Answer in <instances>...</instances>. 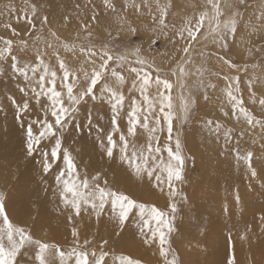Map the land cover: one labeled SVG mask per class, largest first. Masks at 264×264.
Returning a JSON list of instances; mask_svg holds the SVG:
<instances>
[{"label":"snow or ice","instance_id":"snow-or-ice-1","mask_svg":"<svg viewBox=\"0 0 264 264\" xmlns=\"http://www.w3.org/2000/svg\"><path fill=\"white\" fill-rule=\"evenodd\" d=\"M245 0H236V7L242 6ZM143 6L149 9L152 25L149 31L152 35L148 38V49L158 43L157 36H168L172 29V35L168 38L175 42L183 40L184 46L179 49L183 55L174 62L180 77H185L189 73L186 66L192 65V55L196 52V45L201 43L198 33L205 27L207 22L209 31L203 33V40L212 38V43L220 49L219 53L208 52L207 58L210 60L215 56L221 67H227L229 71H234L236 75L229 72H211V76H216L223 80L224 87L221 90L230 106V112L224 110L225 116L235 117L238 123L246 126L247 133L251 137L248 143L251 148H242L246 131L242 127L235 144L231 147V152L235 161L242 164L245 174L249 177L248 187L252 188V181L261 179L260 187L264 189V159L254 166L256 153L253 150L257 145L261 152H264V98L259 99L261 111L256 114L245 107L241 95V78L238 75L241 68L231 59L229 55L232 51L228 44L229 37L235 39L238 29V19L241 14L238 11H231V18L222 20L224 8L232 10L234 5L230 0H225L222 7L221 0H205V7H210L209 11H201L198 16L184 20L179 26L169 21L170 0H155V10L143 0ZM105 10L117 13V3L114 0H103ZM128 7L125 3L122 8ZM260 15L256 17L259 23L249 22L252 34L264 31V0L258 5ZM137 13L140 12L141 5L133 4ZM9 17L15 15L17 23L23 19L24 23L37 31V21L39 28L43 29L49 25L47 15L41 16L36 4H27L19 11L15 5H9L6 13ZM119 15V14H117ZM92 21L98 23L97 15L91 17ZM119 22L126 23L123 17H119ZM10 28L14 36L20 33L11 28L10 24L5 25ZM83 29L87 32L85 40L88 43L77 44L75 41H61L55 31H51L53 38L51 41H44L43 47L37 43L29 45V42L21 39L19 50L27 52L29 48L34 49V57L21 60L17 55V43L8 38L0 37V77L5 76L6 69L10 70L11 79L22 80L23 84H18L20 93L31 97L36 104L40 105L42 116L31 117L34 110L30 107L26 99L23 103H17L15 98L9 96L8 99L16 105L15 122L26 137L27 155L33 157L37 152L40 159L37 163L42 166L43 173L47 175L53 168L54 163L62 161L63 167L59 168L55 181L59 193V201L69 214L67 220L72 223L76 217L82 214H94L99 219L107 210L116 219L120 235L126 224L136 222L139 234L142 236V243L153 246L158 244V252L161 257V264H184V262L173 254L170 242V235L175 230L173 221L177 213L175 197L179 195L177 184L185 180L186 157L182 154V143L179 135L173 134V120L182 119L185 123L190 119L196 109L198 100L194 95L181 97L182 115L176 116L173 104V83L168 77L160 74V68L155 66L154 61L143 53L145 51L143 42L138 46H133L135 41L125 44L122 52H117L112 44L105 43L97 47L91 42L92 33L88 31L89 24L83 23ZM127 34L140 38L139 30L128 25ZM79 39V36H77ZM264 39V37H262ZM39 40V37H37ZM118 47L122 41L114 42ZM70 53L73 59L83 57L80 68L72 67L61 55ZM251 51V50H250ZM257 52L264 49H256ZM201 57L205 56L203 51L199 52ZM135 59H129V57ZM53 58L55 64L53 63ZM58 65V67H57ZM136 65V66H132ZM261 65H254L253 70ZM207 69L197 68L196 75L199 77V89H203V99L209 100L208 89L215 90L217 84L211 80L204 83V76ZM245 75L248 73L247 65L244 66ZM127 73V75H125ZM176 75V71L172 72ZM130 80V86L129 85ZM127 86V88H126ZM264 88V81L259 84ZM183 91L184 85L180 84ZM249 96H257L258 84L250 78L247 83ZM126 88V92H125ZM198 89V90H199ZM99 101L101 106L107 105L110 110L111 131L106 133V142L100 136V148L109 159H114V153L118 150L119 159L122 165H127L130 174L143 181L145 178L149 182L155 181V186L164 191L167 185L168 196L172 201L167 208L160 209L157 206H149L139 203L129 195L115 190L108 186V181L103 180L99 173L90 179L87 173L81 177L75 158L67 147L64 146L65 133L69 129L75 132L82 130V125L78 123L79 114L84 106L92 103L96 106ZM126 116L127 135L121 130L119 121ZM27 117V120L25 119ZM87 127L91 130L94 127L93 114L89 110L86 117ZM207 134L214 137L217 142L223 139L224 150L227 152L229 146L233 144V129L224 127L218 121L208 119L204 124ZM143 129L148 135V145L139 150L133 144L129 151V137L137 135V129ZM259 130V136H252L251 133ZM98 133H103L104 129L95 125ZM119 133L118 139H114ZM165 136L161 142V136ZM166 153V156H165ZM186 200V197L184 198ZM236 204L242 201V194L239 189L234 192ZM224 211L228 208L225 206ZM264 222V216H261ZM71 243L68 248L62 247L58 243H49L40 238H34L31 232L24 226L14 223L6 211V198L0 194V264H20L18 257L28 256L38 264H141V260L133 258L128 254H118L106 246L109 244L104 239L98 245L93 246L94 241L83 239L74 226L71 230ZM27 264V261H25ZM227 264H236L233 254Z\"/></svg>","mask_w":264,"mask_h":264},{"label":"rangeland","instance_id":"rangeland-1","mask_svg":"<svg viewBox=\"0 0 264 264\" xmlns=\"http://www.w3.org/2000/svg\"><path fill=\"white\" fill-rule=\"evenodd\" d=\"M47 1L48 0H27L28 5H37L41 16H48L49 25L45 26L43 29H40L39 21H37L38 30L32 31V29H30L23 21V23L20 24L19 31L25 30V36H18L20 38L18 42L21 39L30 41L37 36L49 35L51 37L50 32L55 31L57 36L60 37L61 41H75L78 45H86L88 41L84 38L87 35V32L83 29L82 25L83 23L87 22L89 24L88 31L92 33L91 42L97 47H100L105 43H109L114 46L117 52H122L124 50L125 44L135 41L133 46H138L141 44V42H143L145 49L143 54L149 59L153 60L155 66L160 68L161 76L168 77L174 85L172 96L174 112L176 116L182 115L181 109H178L176 104L177 94L178 98H180V95H185V93L188 95H194L197 98L198 103L196 109L186 123L182 119L173 120V134L174 136L179 134L182 143V154L186 157V162L184 171L185 180L183 183L176 185L179 191V195L175 197V203L177 205L178 211L174 214L175 220L173 221V226L175 230L171 233L169 239L173 254L179 257L184 262V264H207V262L208 264H212L213 262V264H227L226 258L228 255L227 253L225 254L224 251L220 250L218 246H221V244L224 242H226V245H230L232 237L230 239H226L227 237L225 238V236L218 231L222 215L218 216L217 214L208 211L210 210L209 206L204 204H202L200 208H196L198 199L189 196V191L196 184L197 179L202 173L200 171L204 170L205 166L211 168L214 165V159L211 150L213 144L217 143L219 146H224L223 139L217 142L214 137H211L207 134V130L204 127L205 121L212 119L213 121H218L224 127L232 128L234 140L233 144L230 146H234L235 138L238 137L242 127L246 129V126H242L241 123H238L235 117L231 115H224V110H228L230 112V106L228 105L226 98L221 93V90L224 87V82L223 80L218 79L216 76L210 75L211 72H229L230 75H236L237 73L234 71H229L227 67L222 68L217 62L215 56H213L210 60L207 58L208 52H220V49L212 43V38L209 36L208 40H206L208 45L203 46L201 43L196 45V52L192 55L195 59L193 57L191 58L193 64L186 66V70L189 74L185 76L183 80H180V75H178V69L174 61L183 55L181 52H179V49L184 46L185 42L183 40H176L175 42L170 40L168 37L172 35L173 31L170 29L168 36H157L156 39L158 43L153 44L149 50L148 38L152 35V32L149 31L152 21L149 15V9L143 6V0H114V2L117 3V13H112L105 10L103 7V0H49L50 4H47ZM173 1L174 0H170L172 8L170 9L169 21L174 22L177 26H179L184 20L198 16L201 11L209 9V7L206 8L205 6H202V9L199 11V8L202 4H199L200 2L197 0H193V2L195 3L194 6L197 5L198 8L186 6L182 7L180 3L179 7L178 1L181 0H175V2ZM0 2L5 4H15V7L19 6V4H23L24 6H22L21 9L25 7V2L23 0H0ZM161 2H164V0H161ZM230 2L234 5L233 9L229 10L224 8L225 14L223 17H221V19L224 20L227 15L231 16V11H238L241 14V17H237L238 29L235 39L232 37H229L228 39V44L232 49L229 55L231 56V59L241 68V71L238 73V75L241 78V95L243 97L245 107L258 114L261 111L259 99L264 98V88L259 86V84L264 81V51L257 52L256 49H264V39H262V37H264V31L256 32L255 35L252 34V31L249 28V22L259 23L256 20V17L260 15V8L258 5L260 4L261 0H245L244 4L239 7L235 6L236 0H230ZM125 3H127L128 7L123 9L122 6ZM148 3L152 6V10L154 11L155 0H148ZM202 3L205 4V2ZM224 3L225 0H221L222 7ZM133 4L141 5L139 13H137L133 8ZM185 8H188V10ZM176 9L179 10L175 12L174 10ZM63 11H66L65 13L67 14H62ZM0 12H4L2 8H0ZM94 14L97 15L98 23L92 21L91 19ZM119 17H123L127 22H119ZM129 24L139 30L140 38L127 34V28ZM207 28L208 25L206 22L205 27L201 30V33H198V37H200V35L204 32H207L205 31ZM61 30L64 33H62ZM77 36H79V39H77ZM246 38L250 41L246 42ZM117 40L122 41L118 47L114 43ZM239 40H242L243 42L238 43ZM200 51L205 53L204 57L199 55ZM200 58H204V61L202 66L199 68L208 70L205 72L204 83L207 84L208 81L211 80L212 83L217 84V88L215 90L208 89V95L210 99L207 101L203 99V89H199V77L195 74L196 71H193L196 70L194 68H197L196 64L199 62ZM129 59L135 58L130 56ZM74 60L78 61L79 65H81L83 57ZM245 65H247L248 68L247 75H245V72L243 71ZM254 65H261V67H256L255 70H253ZM174 70L177 73L176 75L172 74ZM125 75H127V73H125ZM176 76H179L177 81ZM250 78H252L258 84L256 89L257 96L255 98L249 96L247 83ZM193 79L194 81H192ZM187 80L191 82L192 85L190 92L187 90V86L190 84L187 83ZM181 83L184 85L183 91L180 87ZM128 86H130V80ZM96 106L100 107V110H96V112H102L101 110L104 111L107 105L101 106L100 102L97 101ZM89 109L92 112L94 111L92 103H89L82 108V110L86 111H89ZM179 111H181V115H179ZM1 112L5 111L1 110ZM109 112L110 111L105 109V113L107 115L102 117L105 119V121L98 123L99 126L106 130L111 129V114ZM0 120V177L7 180V183L0 182V194L4 195L6 198V211L9 212L11 208H18L21 206V204L27 206V208L33 207L39 210H51L54 203L50 204V201L59 194L53 189L56 171L52 169L47 175H45L43 173L41 164L37 163V161L40 159L39 153L37 152L33 157H29L27 155L26 137L23 133V130L17 126L14 116H0ZM119 124L126 125V116L119 121ZM92 130L94 131V135L102 134L98 133L95 130V127H93ZM256 132L257 135H259L258 129ZM78 133L79 132H71L69 135H65L63 143L66 144V142L69 140H77L79 138ZM92 134L93 133L91 132L83 133V136H85L84 140H86L87 144L93 142V139L89 137L92 136ZM16 137H18L17 140ZM164 139L165 136L162 135L161 142H163ZM245 139H250L247 135V132ZM205 148H207V153L209 154V157L206 159V163L203 157V151ZM163 193L164 200L157 201L154 198V200L150 201L147 199V194L144 197L145 201L135 200L139 203H144L149 206H157L160 209L169 210L167 205H169L172 201L168 196L167 185L164 186ZM185 197L186 200L184 199ZM9 217L14 223L26 227L31 232L29 227L17 223V221L14 220V218H12L10 215ZM106 223L107 222L103 221L102 225L104 228ZM188 225L191 226L189 227ZM223 225L224 223H222L221 226ZM204 226H206L205 229ZM114 227L117 233L119 231L117 223ZM204 230L205 232H203ZM223 230H225L226 234L231 232L230 228L224 227ZM195 231L198 233L195 234ZM122 233L123 234L120 233V235L117 236L122 237V243L125 242L124 246L127 247L128 251H130V247H134L135 245L138 249H140L138 253H133L132 251V253L128 255H131L133 258L140 259L141 264H161V257L159 256L158 252V244L153 246L143 244V238L139 234V228L136 222H129L126 224ZM199 233L200 235H203V238L200 237V235L197 236ZM220 238L222 241H220ZM106 239L110 240V243L108 244L110 245L112 239L115 238H110L107 236ZM206 239H208L207 243ZM102 241H99L98 244ZM60 245L64 248H68L70 246L68 244ZM108 245L106 247L110 250H114L116 253L120 252H117V247H108ZM210 247H213V249L216 251L213 252V255H210ZM215 248L218 249L216 250ZM27 257L28 256L18 257L20 264H22V262ZM216 257H218V259ZM205 258L207 261L204 260Z\"/></svg>","mask_w":264,"mask_h":264},{"label":"bare ground","instance_id":"bare-ground-1","mask_svg":"<svg viewBox=\"0 0 264 264\" xmlns=\"http://www.w3.org/2000/svg\"><path fill=\"white\" fill-rule=\"evenodd\" d=\"M23 1L25 2V0ZM197 1L200 2L199 4H202L201 7L199 8L200 11V9H202V6L203 7L205 6V4L202 3L205 2V0H197ZM173 2H175V0ZM2 3L3 2H0V8H2L4 12H0V37L12 39L17 43L16 55L21 60H25V59L31 60V58L34 57L33 48L30 47L27 52L19 50V42H18V40L20 39L19 37L25 36V30L19 31L20 24L23 23V19H21L20 22L17 23L15 15L11 17L6 15L8 11V6L15 4L3 3L4 5L3 6ZM179 3L180 5H182V7L186 6L191 8L192 7L198 8L197 5L194 6L195 3L193 2V0L178 1V6ZM47 4H50L49 0L47 1ZM22 6L24 5L19 4V6H17L16 9L19 11L22 8ZM185 9L188 10V8ZM178 10L179 9H176L174 11L177 12ZM207 11H209V14L211 16L210 7L209 9H207ZM65 12L63 11L62 14H64ZM66 14L67 13H65V15ZM230 18L231 16L227 15L224 20ZM7 24H10L11 28H15L20 33L19 37L14 36L11 32V29L5 27V25ZM205 31H209V28H207ZM62 33L64 32L62 31ZM47 36H37L39 37V40H37L36 37L30 41L29 40L27 41L29 42V45L35 42L38 44V46L43 47L44 41L53 40L49 35ZM198 39L201 40V44L203 46L208 45L207 41L203 40V34H201L200 37H198ZM245 41L249 42L250 40L246 38ZM240 42L243 41L239 40L238 43ZM61 55L65 57V59L69 62V64L72 67H75L77 69L80 68L79 62L74 60L70 53H64L63 50L61 49ZM203 61L204 58H200L199 62L196 64V67L199 68L200 66H202ZM53 63L55 64L54 58H53ZM5 69L7 74L3 77H0V116L15 117L16 105L13 104L8 99L9 96L14 97L17 103H23L24 100L27 99L29 101L30 107L34 109L31 112V117L33 119L36 118L38 115L42 116V113L40 112V105L36 104L35 100L31 97V93L25 96L24 94L19 92L18 84L22 85L23 81L11 79V73L10 70L7 68V65H5ZM193 71L195 72L196 70ZM178 77L179 76H176V81L179 79ZM183 79L184 77H182V79L180 77V80ZM192 81H194V79ZM187 83H190L187 86V90L190 92L192 85L191 82H189L188 80ZM183 96L186 97L188 96V94L185 93V95L183 94ZM181 97L182 95H180V98H178V94H177L176 104L178 106V109H181L182 111ZM93 109L94 111L92 112V114H93L94 125L95 123L98 124L101 121L103 122L105 121V119L102 118L108 114V112L107 114L105 113V109L110 111L108 109V106H106L104 111L101 110L102 112H96V110L98 111L100 110L99 106H95V107L93 106ZM1 110L5 112H1ZM181 111H179V115L182 114ZM87 113L88 111L82 110L79 114V118L77 122L82 125V130L79 131L78 133L79 138L77 140H69L66 142V144H64V146L69 149V151L72 153L73 157L75 158V162L78 166V172L80 173L81 177H83L84 174L87 173V176L90 179L93 175L99 173L102 177V181L103 180L108 181L109 187L129 195L130 198H133L134 200L136 199L140 201H145L144 197L146 194H147V199H149L150 201L154 200V198L157 201L164 200V193H163L164 191L161 192L160 189L155 186V181L149 182L147 178L141 181L137 179L135 176L130 174L127 165L121 164L118 150L114 153L115 156L114 159L107 158L103 150L100 148V141L97 139V137L101 136V138L104 139L106 142V136L104 135H106V133L109 132L111 129L110 130L104 129V132L102 134L94 135V131L92 129L90 130L86 126ZM25 119L27 120V117H25ZM17 126L19 125L17 124ZM120 127L121 130L125 133V135H127V125H120ZM245 130L247 132V129ZM256 131L257 130H255V132H252L251 135L258 137L259 135H257ZM71 132L77 133L73 129H69V131L66 132L65 135L67 136ZM89 132L93 133L92 136H89L93 139V142L87 144L86 140H84L85 136H83V133H89ZM118 136L119 133L116 134L114 139H118ZM248 137L251 138L249 135ZM17 138L18 137H16V140ZM249 140L250 139L247 140L244 139V141H242L241 143V147L251 148L252 145L248 143ZM133 144L136 145V148L138 150L141 147H143L144 149L147 148L148 135L143 129L138 128L137 135L134 137H129L130 152ZM231 147L232 146H229V150L225 152L224 146H219L217 143L213 144L211 150L214 159V165L211 168L205 166V169L200 171L202 173L197 179L196 184L190 189L189 196L198 199V202L196 203V208H200V206L204 204L209 206L210 210L208 211H211L217 214L218 216L222 215V219L220 221L218 231L222 233L225 236V238L227 237L226 239H230L232 237L230 245L229 244L226 245V242H224L223 244L220 243L221 246H218L220 250L225 252V254L227 253L228 255L226 258L227 261L234 254L236 259V264H264V222H262L260 219L261 216H264V189L260 187L262 181L261 179L253 180L252 181L253 187L252 188L248 187L249 177L245 174V169L242 166V164H238L235 161L234 156L231 152ZM253 150L256 153L254 166H257L258 163L261 161V159H264V152H261L259 150L258 145ZM203 152H204L203 157L206 163V159L209 157V154L207 153V148H205ZM61 167H63L62 161L53 164L52 169L56 171L55 175L58 174L59 168ZM0 182L7 183V180L5 178L0 177ZM53 189L58 192L56 181H54ZM236 189H239L242 194V201L240 204H236L234 200V192ZM52 203L54 204L51 210H45V209L39 210L33 207L27 208V206L21 204V206L18 208H11L8 214L12 218H14V220H16L17 223L29 227L34 237L40 238L49 243L70 245L72 240L71 230L75 226L81 234V241H83V239L85 238L90 239L94 241L93 246L98 245L99 241L106 239V237L108 236L110 238L111 237L115 238L112 239L111 244L108 245V247L110 246L117 247L118 249L117 252L120 251L123 254L126 253L131 254L132 251L133 253H138L140 251V249H138L136 245L134 247H130L129 248L130 251L127 250V247L124 246L125 242L122 243L123 241L121 239L122 237L117 236L116 234V230L114 226L117 223V221L110 214L109 211L106 210L99 219H97V217L94 214L92 215L82 214V217H76L72 223H69L67 220V215L69 213L63 209V206L59 201V194L50 201V204ZM225 206H227L228 208L227 212L224 211ZM103 221L107 222L105 224V228L102 225ZM222 223H224L223 226H221ZM205 227L206 226H204V229ZM224 227L230 228L231 232L226 234L225 230H223ZM203 232H205V230ZM196 233L198 232L195 231V234ZM199 235L200 233L197 236ZM200 237L203 238V235H200ZM207 240L208 239H206V243ZM220 241H222L221 238ZM120 252L118 254H120ZM209 252L210 255H213V252L216 251L213 249V247H210ZM31 255L32 258L31 259H29V257L25 258L22 264H25V261H27V264H38V262L35 261L34 259V253H32ZM216 258L218 259V257ZM204 260H206V258Z\"/></svg>","mask_w":264,"mask_h":264}]
</instances>
